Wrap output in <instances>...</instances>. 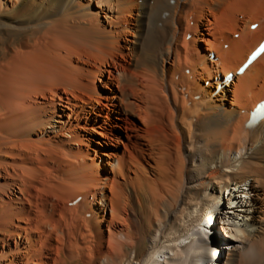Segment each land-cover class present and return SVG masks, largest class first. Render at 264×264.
Masks as SVG:
<instances>
[{"label":"bare ground","instance_id":"6f19581e","mask_svg":"<svg viewBox=\"0 0 264 264\" xmlns=\"http://www.w3.org/2000/svg\"><path fill=\"white\" fill-rule=\"evenodd\" d=\"M263 39L264 0H0V264H264Z\"/></svg>","mask_w":264,"mask_h":264},{"label":"rangeland","instance_id":"374dc122","mask_svg":"<svg viewBox=\"0 0 264 264\" xmlns=\"http://www.w3.org/2000/svg\"><path fill=\"white\" fill-rule=\"evenodd\" d=\"M238 211L237 212H240L239 210V208L237 209ZM224 225H226V223H223ZM220 225V226H219ZM218 226V228H216ZM217 226H214L213 228H212V234L211 235H215V239H216V241H220L219 239H220V233H221V235H223L222 237L223 238H230V236L229 235H226L225 234V231H223V229H221L222 228V226H221V224H220V222H219V219H217ZM223 245H225L224 244V242L222 243V246ZM219 246H220V244H219ZM220 250H222V248L220 249Z\"/></svg>","mask_w":264,"mask_h":264}]
</instances>
